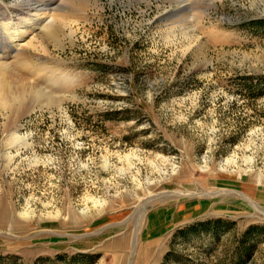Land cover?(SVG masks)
Returning a JSON list of instances; mask_svg holds the SVG:
<instances>
[{
    "label": "rangeland",
    "instance_id": "374dc122",
    "mask_svg": "<svg viewBox=\"0 0 264 264\" xmlns=\"http://www.w3.org/2000/svg\"><path fill=\"white\" fill-rule=\"evenodd\" d=\"M0 62L63 101L0 115V264H264V0H0Z\"/></svg>",
    "mask_w": 264,
    "mask_h": 264
},
{
    "label": "bare ground",
    "instance_id": "6f19581e",
    "mask_svg": "<svg viewBox=\"0 0 264 264\" xmlns=\"http://www.w3.org/2000/svg\"><path fill=\"white\" fill-rule=\"evenodd\" d=\"M44 14L43 12L42 13L40 12V9H38V11H36L33 14L32 16L33 18H30L31 21L28 20L27 22H23V24L26 25L27 27H30L31 29L32 26L30 25H32L37 20H39L40 17H43ZM53 18H51V20L43 27V35H44L43 38L47 37L50 39H54L58 35L57 33L60 31V29L63 28V27L60 28L61 27L60 25H55V23L57 22ZM65 26L69 30L66 36L70 37L74 33L75 30H73L72 26L70 25H65ZM21 31H19L18 33L12 36L13 45L17 43L18 39L24 36V28ZM61 31L64 33L63 30ZM27 43L30 44V42H27ZM62 104H63L62 99L46 94L37 85H34L32 82L28 81L25 77L21 75H17V73L16 74L13 73L7 68V65L5 63L0 62V115L3 118V125L5 126L6 129L13 127L18 121V119L26 115H29L30 113L36 110H41L43 108H46L51 114H54L55 112L61 113ZM9 139L12 142H15L18 144H26L27 142V138L21 137L15 130L9 134ZM126 158H129V156H126ZM245 159L247 162L252 161L251 157H246ZM226 163L227 164L234 163V159H227ZM171 172H175L174 167H172ZM163 173H166V172H163ZM146 182L151 183L153 181L152 179L150 180L148 178ZM135 185L139 187L142 185V183L139 180L138 183ZM91 201L93 203V207H101L105 204V200L101 201V200H95L91 198ZM31 213H32L31 210H26L23 213V215L28 216ZM57 215H59L58 211L55 213V216Z\"/></svg>",
    "mask_w": 264,
    "mask_h": 264
},
{
    "label": "trees",
    "instance_id": "16d2710c",
    "mask_svg": "<svg viewBox=\"0 0 264 264\" xmlns=\"http://www.w3.org/2000/svg\"><path fill=\"white\" fill-rule=\"evenodd\" d=\"M257 227V226H253ZM99 254L97 253H75L73 254V258H80L79 261L82 264H92L96 261Z\"/></svg>",
    "mask_w": 264,
    "mask_h": 264
}]
</instances>
